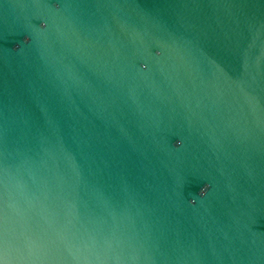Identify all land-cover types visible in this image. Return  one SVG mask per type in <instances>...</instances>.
<instances>
[{
    "label": "water",
    "instance_id": "1",
    "mask_svg": "<svg viewBox=\"0 0 264 264\" xmlns=\"http://www.w3.org/2000/svg\"><path fill=\"white\" fill-rule=\"evenodd\" d=\"M0 264H264V0H0Z\"/></svg>",
    "mask_w": 264,
    "mask_h": 264
}]
</instances>
